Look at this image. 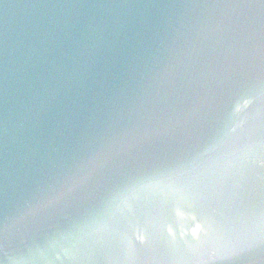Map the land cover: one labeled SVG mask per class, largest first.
Segmentation results:
<instances>
[{
	"label": "water",
	"instance_id": "obj_1",
	"mask_svg": "<svg viewBox=\"0 0 264 264\" xmlns=\"http://www.w3.org/2000/svg\"><path fill=\"white\" fill-rule=\"evenodd\" d=\"M262 245L264 0H0V264Z\"/></svg>",
	"mask_w": 264,
	"mask_h": 264
},
{
	"label": "snow or ice",
	"instance_id": "obj_2",
	"mask_svg": "<svg viewBox=\"0 0 264 264\" xmlns=\"http://www.w3.org/2000/svg\"><path fill=\"white\" fill-rule=\"evenodd\" d=\"M248 264H264V245L254 250L250 255L243 257Z\"/></svg>",
	"mask_w": 264,
	"mask_h": 264
}]
</instances>
